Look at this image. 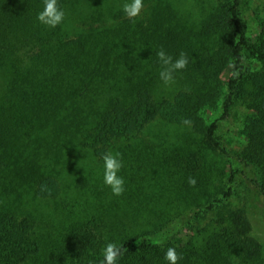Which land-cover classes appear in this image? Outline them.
<instances>
[{"label": "trees", "instance_id": "1", "mask_svg": "<svg viewBox=\"0 0 264 264\" xmlns=\"http://www.w3.org/2000/svg\"><path fill=\"white\" fill-rule=\"evenodd\" d=\"M143 1L152 2L150 22L156 38H147L139 24L134 28L125 25L121 30L114 29L116 22L108 24V19L118 15L112 6L115 0H58L65 18L55 28H48L26 12L28 7L43 8V0H0L1 99L6 97L5 87L15 78L25 84L54 81L50 93L23 119V135L41 139L42 143L50 141L51 146L54 144L50 152L56 156L63 150L78 148L88 149L98 157L109 152L115 140L133 137L157 120L189 126L183 123L185 119L192 122L190 126L199 135L197 146L229 155L218 131L221 122L230 118L237 101L243 99L251 113L243 130L247 144L236 156L239 168L232 171L229 183L232 186L238 176H243L244 186L257 194L264 207V18L259 20V33L251 38L244 18L246 0H216L199 21L190 25L172 0ZM75 12L81 13L84 21L101 19L105 23L96 28L90 24L81 31L84 41L78 56L91 57L101 46L93 66L81 74L75 70L79 64L76 51L62 50L60 45L68 44L63 37L71 29ZM163 34L171 43L159 38ZM147 39L152 41L151 46ZM148 45L145 56L149 62L144 64L140 58L136 65L131 64L135 53L146 50ZM161 48L166 53L175 51V59L180 52L187 54L189 63L181 70L185 72L183 77L191 76L187 88L173 94L163 91L157 57ZM59 67L60 74L67 71L65 78H50L49 73ZM144 68L147 71L140 74ZM233 71L239 73L238 77L232 76ZM224 93L221 116L206 123L203 110L215 106ZM6 145L3 157L7 160L0 167V264H19L15 238L20 228L18 211L25 210L23 206L14 207L22 196L19 188L22 192L37 185L35 196L48 198L58 194L59 182L41 172L39 156L23 154L20 158L17 140ZM231 186L223 193L222 201L231 197ZM169 239V231L163 229L136 236L122 244L127 251L117 264L129 257H136L129 264H168L164 250L158 256L151 255L150 262L145 258L149 252L164 247ZM196 241L195 238L188 252L176 249L183 255L178 264H212L210 253L220 254L222 264H244L243 260L264 264L261 256L253 255L252 240L240 231L227 230L213 240L206 238L200 246Z\"/></svg>", "mask_w": 264, "mask_h": 264}, {"label": "rangeland", "instance_id": "2", "mask_svg": "<svg viewBox=\"0 0 264 264\" xmlns=\"http://www.w3.org/2000/svg\"><path fill=\"white\" fill-rule=\"evenodd\" d=\"M172 1L189 25L199 21L216 2ZM125 2L127 0H115L112 6L116 7L118 15L116 19H108V24L116 22L114 29L119 30L125 25L134 28L139 24L147 38L152 36L155 32L150 22L152 2L143 1L145 7L135 19L125 17L122 11ZM37 9L28 7L26 12L35 19L42 10ZM76 12L71 29L64 33V43L68 44L60 45L62 50H75L78 56L84 41L81 31L90 24L96 28L105 23L101 19L84 21V17L79 16L81 13ZM244 18L248 36L255 38L259 33V20L264 18V0H246ZM159 38L171 43L166 34ZM147 42L150 46L153 44L149 39ZM150 46L136 52L131 64L136 65L140 58L144 64L149 62L145 55ZM100 47L93 51L91 57L89 54L78 56L77 73L87 72L93 66ZM174 52L167 54L175 59ZM61 71L60 67L55 69L49 73L50 78L56 75L65 78L67 71L60 74ZM146 71L144 68L140 74ZM184 73L178 71L176 82L171 86L164 85L163 91L173 94L187 88L191 76L185 78L182 76ZM53 82L25 84L15 78L5 87L6 97L1 99L0 95V167L7 160L3 157L6 143L17 140V155L21 153L20 158L23 154L39 156L41 172L52 175L59 182L58 194L48 198L35 196L37 185L22 192L19 188L22 196L14 207L25 208L18 211L20 228L15 238L19 264H100L107 243L122 245L136 236L161 229L169 231V242L163 244L165 248L149 252L146 262L152 260L151 255L158 256L169 247L188 252L195 238L200 246L206 238L213 240L227 230L240 231L245 238L252 240L253 255L264 260V207L261 199L244 186L243 176H238L232 186L229 183L232 171L239 168L236 156L247 144L243 130L251 113L246 101L239 99L230 118L220 124L218 136L229 155L202 150L196 145L199 135L192 126L162 120L153 122L133 137L115 140L109 151L120 153L124 166L119 174L125 179V192L115 196L103 182L102 157L95 156L88 149L78 148L63 150L56 156L50 152L54 146L49 144L50 141L42 143L41 139H29L23 135V119L33 105L50 93L54 88ZM224 97L225 93L215 106L203 110L206 123L221 116ZM189 177L196 179L195 187L189 185ZM229 186L232 187V195L222 201ZM208 256H212V264H222L220 254L210 253ZM135 258L129 257L130 260L122 264H129ZM156 261L154 258L153 263ZM226 264L233 263L226 261Z\"/></svg>", "mask_w": 264, "mask_h": 264}, {"label": "clouds", "instance_id": "3", "mask_svg": "<svg viewBox=\"0 0 264 264\" xmlns=\"http://www.w3.org/2000/svg\"><path fill=\"white\" fill-rule=\"evenodd\" d=\"M43 5L42 10L37 14V20L41 24L49 28H55L64 21L65 12L58 0H43ZM144 7L143 0H127L122 5V11L126 18L135 19L141 14ZM157 57L161 64L159 78L165 86L174 84L176 82L175 73L184 70L189 63L186 53L180 52L178 58L174 59L163 48L157 52ZM238 75V72H232L234 78ZM183 123L190 126L192 122L185 119ZM102 160L104 184L111 189L113 195L121 196L125 192V179L119 174L124 166L120 153L106 152L103 154ZM188 183L190 186L195 187L197 181L194 177H189ZM126 251L127 249L123 245H117L114 242L107 243L102 252L103 260L101 264H117V261ZM164 258L168 264H178L183 259V255L178 253L174 247H169Z\"/></svg>", "mask_w": 264, "mask_h": 264}]
</instances>
